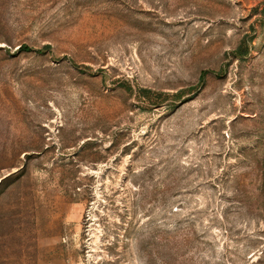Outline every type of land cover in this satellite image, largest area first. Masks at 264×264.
Returning a JSON list of instances; mask_svg holds the SVG:
<instances>
[{
  "label": "rangeland",
  "instance_id": "374dc122",
  "mask_svg": "<svg viewBox=\"0 0 264 264\" xmlns=\"http://www.w3.org/2000/svg\"><path fill=\"white\" fill-rule=\"evenodd\" d=\"M0 264H264V0H0Z\"/></svg>",
  "mask_w": 264,
  "mask_h": 264
}]
</instances>
